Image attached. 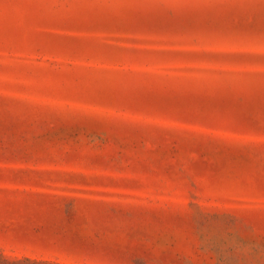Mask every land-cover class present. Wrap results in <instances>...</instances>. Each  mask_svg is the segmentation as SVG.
Wrapping results in <instances>:
<instances>
[{
	"label": "rangeland",
	"instance_id": "rangeland-1",
	"mask_svg": "<svg viewBox=\"0 0 264 264\" xmlns=\"http://www.w3.org/2000/svg\"><path fill=\"white\" fill-rule=\"evenodd\" d=\"M0 264H264V0H0Z\"/></svg>",
	"mask_w": 264,
	"mask_h": 264
}]
</instances>
